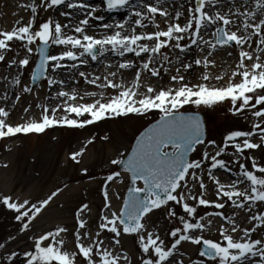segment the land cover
Masks as SVG:
<instances>
[{
	"label": "snow or ice",
	"instance_id": "6c2138e0",
	"mask_svg": "<svg viewBox=\"0 0 264 264\" xmlns=\"http://www.w3.org/2000/svg\"><path fill=\"white\" fill-rule=\"evenodd\" d=\"M18 7L29 18L0 28V142L118 119L144 123L109 158L95 219L81 202L71 229L37 230L67 185L36 198L0 193V211L19 226L0 241V264H264V0ZM217 109L238 121L220 141L201 114ZM96 139L69 159L81 165Z\"/></svg>",
	"mask_w": 264,
	"mask_h": 264
},
{
	"label": "rangeland",
	"instance_id": "374dc122",
	"mask_svg": "<svg viewBox=\"0 0 264 264\" xmlns=\"http://www.w3.org/2000/svg\"><path fill=\"white\" fill-rule=\"evenodd\" d=\"M23 2H27V0H0V28L11 29L20 16H25V20L29 18L28 12L18 7V4ZM88 2L95 5L99 4L101 0H88ZM11 6H14L15 11L7 13V9L13 8ZM14 13H18V15H13ZM121 14L122 12L115 16H121ZM117 18L120 19V17ZM218 57L227 60L226 54L223 52H220L215 58ZM226 66L224 62V67ZM5 73L6 69L0 65V81L3 80ZM0 88H2V83H0ZM30 99L31 97L28 98V102ZM33 111L36 110L33 109ZM20 114L18 108L13 113L12 119L18 121ZM201 114L206 119L211 137L217 141L221 140L229 128L238 124L235 118L221 109L203 110ZM143 123L139 120L118 119L99 126H88L84 129L57 128L42 135L33 134L14 141L0 142V193L23 194L36 198L47 195L58 186L67 185L36 222L37 230L65 224L71 229L74 210L81 202L90 204L91 216L95 219L103 203L101 181L109 169V158L115 155L117 148L123 149L131 141L133 133ZM105 134L110 136V142L99 139ZM93 135L97 137L96 141L92 145H88L82 164L75 165L69 159L70 153L83 147ZM4 164H7L6 168L3 167ZM83 167H87L89 174L95 175L96 179L91 180L89 177L83 176L80 171ZM115 190V186L110 187V191ZM154 219L161 228L164 227L165 218L163 215ZM18 227L11 214L0 211V241L9 235H15ZM124 243L130 253L135 252L131 239L125 240ZM16 246L14 243L13 247ZM18 246H24L23 239L19 241Z\"/></svg>",
	"mask_w": 264,
	"mask_h": 264
},
{
	"label": "bare ground",
	"instance_id": "6f19581e",
	"mask_svg": "<svg viewBox=\"0 0 264 264\" xmlns=\"http://www.w3.org/2000/svg\"><path fill=\"white\" fill-rule=\"evenodd\" d=\"M176 2H177V5L181 2V0H176ZM11 7H13V8H10V9H7L8 11H7V13H11L13 10L15 11V8H14V6H11ZM122 12V14H121V16H115V15H117L118 13H121ZM124 12V10H121L120 12H118V13H111V14H109V13H105V16H106V19L109 21V22H111L112 20H116V19H118L117 17H122L123 15H125V13H123ZM114 15V16H113ZM23 18L24 20H25V16H20V18ZM9 18V17H8ZM27 18H28V16H27ZM217 59V61H218V63L219 64H221V65H223L224 66V62H225V59H223V58H221V57H218V58H216ZM96 70H102V69H99L98 68V66H96ZM164 80H167V77H164ZM82 83V82H81ZM39 95H40V98H41V100H43L44 99V97H45V93H44V90H39ZM30 102L31 103H35V101H33L32 99H30ZM191 250V249H190Z\"/></svg>",
	"mask_w": 264,
	"mask_h": 264
},
{
	"label": "water",
	"instance_id": "95a60500",
	"mask_svg": "<svg viewBox=\"0 0 264 264\" xmlns=\"http://www.w3.org/2000/svg\"><path fill=\"white\" fill-rule=\"evenodd\" d=\"M204 117V116H203ZM205 119V118H204ZM205 123H206V121H205Z\"/></svg>",
	"mask_w": 264,
	"mask_h": 264
}]
</instances>
